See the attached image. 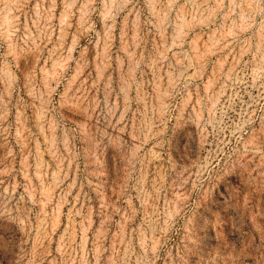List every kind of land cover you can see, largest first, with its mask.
Instances as JSON below:
<instances>
[{
  "label": "rangeland",
  "instance_id": "1",
  "mask_svg": "<svg viewBox=\"0 0 264 264\" xmlns=\"http://www.w3.org/2000/svg\"><path fill=\"white\" fill-rule=\"evenodd\" d=\"M0 264H264V0H0Z\"/></svg>",
  "mask_w": 264,
  "mask_h": 264
}]
</instances>
